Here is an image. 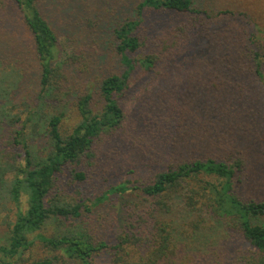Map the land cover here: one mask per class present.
Here are the masks:
<instances>
[{
    "label": "trees",
    "instance_id": "1",
    "mask_svg": "<svg viewBox=\"0 0 264 264\" xmlns=\"http://www.w3.org/2000/svg\"><path fill=\"white\" fill-rule=\"evenodd\" d=\"M11 3L22 23L0 20V264H13L39 248L44 252L29 264H190L183 244L188 235L181 229L188 222L195 226L200 216L214 219L213 228L225 222L223 217H235L233 230L240 238L227 252L229 264H264V201L239 198L247 160L243 154H221L236 150L235 121L250 107L264 123V43L234 24L168 23L159 32L146 31L147 12L182 20L205 16L194 9L195 0H142L131 12L136 17L128 15L112 29L110 23H83V10L89 13L84 0ZM20 32L31 39L39 91L17 103L24 62L18 60V67L3 63L25 57L18 46L11 48ZM107 33L119 66L98 77L94 70L104 53L96 48ZM60 35L86 58L72 52L59 62ZM202 40L216 52L204 61L206 90L194 95L195 109H178L181 104L163 91L149 123L129 120L119 99L145 78L144 100L152 106L150 90L156 83L172 85L174 71L201 70L184 53ZM83 61L90 65L81 80L83 92L68 100L78 83L76 65ZM239 105L243 110L236 111ZM151 145L161 150L158 161L138 155ZM193 145L201 150L197 157L188 155ZM163 159L170 163L162 166ZM112 169H120L114 176L125 181L114 179ZM137 169L155 173L141 183ZM128 175L133 176L126 180ZM102 183L107 184L103 192ZM98 211L109 214L110 232L101 233ZM204 232L190 235L203 238ZM199 254L195 264H207L208 255Z\"/></svg>",
    "mask_w": 264,
    "mask_h": 264
},
{
    "label": "rangeland",
    "instance_id": "2",
    "mask_svg": "<svg viewBox=\"0 0 264 264\" xmlns=\"http://www.w3.org/2000/svg\"><path fill=\"white\" fill-rule=\"evenodd\" d=\"M68 1L73 2L77 0H65V2ZM140 1L142 0H84L85 5L87 6L86 9L87 11L89 10V13H86L83 10L81 18L83 20V23H110V25L108 26L110 27V29H112L115 27V23H123L124 19L128 15L131 16V18L136 17L131 12ZM4 2L5 4H0V20L5 19V22L10 21V23H22L21 19H19V17L17 16V10L15 8V5L11 3V0H7ZM73 5L74 4H72L71 6ZM81 8L84 9V6ZM194 9L203 12L206 18L207 16H210V20L205 19L204 15H201L199 17L197 15H189L183 17L182 20L174 14L147 12L144 15V23H146L145 29L146 31H149L154 28V30H157L159 32L160 28L164 27L168 23L183 22L221 23V27L228 24H234V26L236 25L238 27H244L245 31H247L248 36L250 34H254L255 37L260 40V42L262 41V43H264V0H195ZM57 16L59 19V15H56L55 17ZM72 19L74 21L77 18L75 16ZM73 21H71L70 23H74ZM58 22L59 21L57 20L56 23ZM110 34L107 33V35H102V39L100 40L101 42L98 43L99 48L101 47L102 49L95 47L98 52H100L101 50L104 53V56L101 57L102 61L100 59V61L98 62V68L96 66V69L94 70L95 74H97L98 77L103 75V73L107 72L108 70L113 69L115 65L117 67L119 66L114 61L115 54L111 49L113 39L111 38ZM13 43L14 44L11 45V48L14 46H18L19 54L25 57L23 59L12 60L11 62H5L3 63V65L12 63L13 66L18 67V60H23L24 62L23 68L26 71V77L23 83L24 86L19 91L18 96L14 97V101L18 103L22 99L33 98L39 91V65L33 53L29 49L31 48V39L30 37L28 38L27 33H18L17 38ZM206 43L207 42L205 40H202L199 43L188 45V47L186 48V52L184 53V57H186L190 61L199 62L201 70L198 68H195L196 70L186 68L182 70L175 69L179 71L173 72L171 80L172 85H168V82L164 81L156 83V87L151 88L150 93L153 96V99L151 100L153 103L152 106H147L144 100V98H146L145 96L147 95L146 89L143 85V83H145V78H143L141 82L134 84L132 86L133 89L131 90V92L124 98L119 99V103L123 108L125 114L129 116V120L138 119L141 121L144 120L146 123H149L151 116H154L155 114V112L151 111V107L157 109V100H159L157 95L159 93H162L163 91H167L169 93V99L173 101V104H181L178 109L188 107L189 109L192 108V110H194V106L198 104L193 103L194 95L200 92L203 96L206 90L205 82L207 83V81H204L202 77L204 76L203 74H205V72H209V70L207 64L204 63V61H210L213 58L212 56L216 52V47H208V45H205ZM57 50L59 62L67 59L66 57L72 54V52H74L77 57L79 56L82 60H84V57L86 58V56L78 52V47H75L74 44L69 42L64 35L59 36V45L57 47ZM87 66H90L88 61H83L82 63L76 65L78 71V83L74 85L75 88L73 90V93L71 92L70 96L68 97V100H74L78 93L80 94L81 92H83V85H81V80L83 79V75H85V69L88 68ZM190 66L192 65L188 64V68ZM80 76L82 77L80 78ZM138 93H140L139 98ZM261 98H264V87H261ZM261 104L263 105L264 103L262 102ZM250 108V112H247L243 117H239L235 121L237 128L234 135L237 138L232 146H234L236 150H231L230 152L224 150L221 154H223L224 156L234 155L238 156L239 158L243 154L245 157V161L247 160V162L245 163V166H247V168L244 171V177H242V184L238 185L237 187L236 194L239 196V198L243 201H264V123L260 118H256V107L252 106ZM241 110H243L242 105H239L236 111ZM69 112L70 111H66V113ZM65 123V128H68V126L73 123L72 118L71 120H66ZM186 130L189 131V127ZM213 136L214 134L211 133L210 137L213 138ZM259 142L261 143V145L259 144ZM150 148L151 149L144 148L139 150L138 155H149L146 160L158 161V158L160 157L158 155H160L161 150L156 149L153 145H151ZM199 149L200 148L197 146H191L188 155H190L191 157H197L199 152L201 151ZM129 161L131 165L132 162L131 160ZM168 161L170 163V160ZM168 161L163 159V161L161 162L163 163L162 166L168 164ZM118 163H122L121 160H119ZM126 166H128V164H126ZM119 170L120 169L111 171V176H114L117 172H119ZM126 170H129V168L127 167ZM153 173H155V171H153ZM153 173L145 169H137L135 176L136 178L141 177L140 182L143 183L148 181V179H151V175H153ZM132 176L133 175H128L126 180L130 179ZM245 177L246 180L244 181ZM119 178H122L121 180L125 181L123 180L122 175L114 176V179ZM138 184L137 186H140ZM103 185L107 184L102 183L100 191H102L104 187ZM132 198H134V195L132 196ZM106 208L108 209L109 206L106 205ZM95 213H100L102 217V221L99 222L101 233L104 234L107 231L110 232L111 228H109V221L106 217L109 214L105 211H98ZM2 216L3 215H0V220ZM193 218L194 217L191 216L189 221H192ZM223 221H225L226 223L222 222L221 225L216 223V225H213V228L212 224H215L216 222L214 221V219H208L206 217L204 218L200 216V219L199 217H197V224L195 226L194 224L192 225L189 222L188 224L182 226L181 230L184 231L186 235H188V240L184 241L183 244L187 250L188 254H186L190 259V264H195L194 256L200 255L199 253L208 255L204 258L205 262L207 260V264H229L228 260L230 258L227 252L231 247L238 244L236 238L240 237H238L236 232L233 230V228H235L233 227V224L236 223L235 217H223ZM217 222L221 221L217 220ZM197 225L198 228H195ZM227 227V234L222 237L223 234L221 233L222 231L226 232ZM197 229L206 232H204L203 238L194 239V237L190 235L193 230ZM233 240H235L236 243H234ZM43 252L44 250L42 248L36 250L33 249L32 251L23 254V257H20V259L15 260L13 264H29V262L34 259L33 257L39 256V254ZM212 253H214V256L212 255Z\"/></svg>",
    "mask_w": 264,
    "mask_h": 264
}]
</instances>
